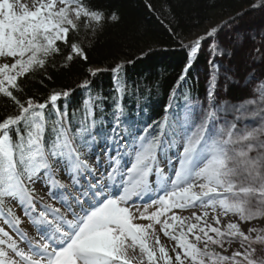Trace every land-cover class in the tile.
<instances>
[{
	"label": "snow or ice",
	"instance_id": "obj_1",
	"mask_svg": "<svg viewBox=\"0 0 264 264\" xmlns=\"http://www.w3.org/2000/svg\"><path fill=\"white\" fill-rule=\"evenodd\" d=\"M243 14L180 41L187 54L166 115L149 123L125 113L123 62L89 68L93 77L111 71L117 95H93L84 78L77 87L87 95L71 113L72 90L24 91L25 78L46 71L61 44L69 49L64 66L74 56L87 60L70 33L81 22L93 33V24L117 23L116 12L106 15L92 0H0V58L11 59L0 63V96L12 106L0 117V264H264V227L248 226L264 219V38L235 80L224 62L238 38L220 35ZM201 51L208 56L203 99L189 89L173 104ZM221 80L224 91L228 81L255 84L256 98L223 99ZM24 218L34 235L21 227ZM161 233L174 244L166 247Z\"/></svg>",
	"mask_w": 264,
	"mask_h": 264
},
{
	"label": "trees",
	"instance_id": "obj_2",
	"mask_svg": "<svg viewBox=\"0 0 264 264\" xmlns=\"http://www.w3.org/2000/svg\"><path fill=\"white\" fill-rule=\"evenodd\" d=\"M255 2L256 0H92L106 15L116 12L120 17L119 22L105 23L102 28L93 24L95 33L91 28L85 29L81 22L79 32H72L70 35L77 37L76 42L84 49L87 60L74 56L69 65L64 66V57L68 55L69 49L61 44V53L48 61L46 71H36L25 78L24 91L27 95L43 97L52 90H72L69 98L71 113L87 95V90L77 87L84 78L92 80L93 95L100 90L103 96L117 95L113 90L111 71L100 72L93 77L87 71L89 68L110 69L115 63L123 62L126 92L121 97V103L125 113L149 123L162 121L171 95L170 89L175 85L185 63L187 49L180 47V41L187 44L202 27L213 26L238 12H243L246 16L248 12L260 8L250 7ZM203 61L204 57L200 52L187 82L182 85L177 97L173 98V104H182V93L189 89L192 98L205 93V83L195 73L196 65ZM230 89L232 97H241L234 86L231 85ZM111 102L109 99L108 103ZM11 108V102L0 96V117L6 111H11ZM110 111L108 109L109 118ZM81 115V111H76L77 118Z\"/></svg>",
	"mask_w": 264,
	"mask_h": 264
},
{
	"label": "rangeland",
	"instance_id": "obj_3",
	"mask_svg": "<svg viewBox=\"0 0 264 264\" xmlns=\"http://www.w3.org/2000/svg\"><path fill=\"white\" fill-rule=\"evenodd\" d=\"M23 2L31 3V0H23ZM210 26H212V25L205 26V27H202L201 29H199L194 34L193 38L197 35L203 34L205 29H207ZM220 35H221V39H224L225 42H227L226 36H228V35H236L238 38L237 39L238 46L236 48L235 55L230 57V61H231L230 64L228 63V61L224 62V67L225 68L231 67L236 73L234 79L239 80V77L251 65L252 57L249 56V53L254 48L259 47L262 38H264V7H260L257 10L250 11L247 13L246 16L243 15L241 17H238L236 19L235 23L230 24V28L226 29L224 32H221ZM201 53L204 57V61L200 62L198 64V66L195 69V73H196L197 77H199L202 81H204L205 89H206L207 88L206 72L208 69V64H207L208 56H207V53L205 51H201ZM256 60H257V63L255 65V67L259 71L261 69V66L259 64V58L256 57ZM4 62L10 63L11 59L10 58H8V59L0 58V63H4ZM225 83H226L225 81L221 80L220 85H219L223 99L230 100V98H231V96H230L231 85L235 87V90H237L239 93H241L240 95H241L242 99L248 98L250 95H251V98H253V99L256 98L255 94L252 92V89H254L256 87L255 84H250V85H248L247 88H245L243 86H237V84L233 83L232 81H228L226 84L227 91H224ZM245 96H248V97H245ZM203 97H201L200 99H203ZM241 97H240V100L238 102H240L242 100ZM247 123L251 124L252 122L248 121ZM64 181L66 182V178L64 179ZM38 190L40 193L38 195L45 196V197L47 196V190H45V188L41 187L40 184L38 185ZM57 206H59V205H57ZM183 214L189 215L190 213H189V211L186 210ZM233 219H236V218L233 217ZM142 222H146V221H142ZM28 225H29L28 221H24V224L22 227L24 229H26L28 227ZM248 226L264 227V219H257V220L248 222ZM30 235H34V234L30 233ZM161 242L164 243L166 247L171 245V244H174V242L170 241L167 237H164L162 233H161ZM238 247H239L238 243H234L232 248L229 249L228 253H225V254L230 255L231 251L237 249ZM170 255H174V253H172L170 251Z\"/></svg>",
	"mask_w": 264,
	"mask_h": 264
}]
</instances>
